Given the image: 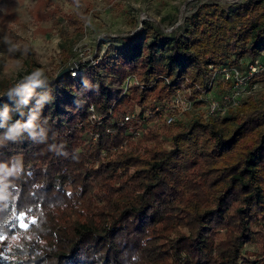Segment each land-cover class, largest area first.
<instances>
[{
    "label": "trees",
    "instance_id": "obj_1",
    "mask_svg": "<svg viewBox=\"0 0 264 264\" xmlns=\"http://www.w3.org/2000/svg\"><path fill=\"white\" fill-rule=\"evenodd\" d=\"M51 15L83 32L80 10ZM131 24L76 77L0 80V264H264V96L191 115L222 70L264 64V0Z\"/></svg>",
    "mask_w": 264,
    "mask_h": 264
},
{
    "label": "rangeland",
    "instance_id": "obj_2",
    "mask_svg": "<svg viewBox=\"0 0 264 264\" xmlns=\"http://www.w3.org/2000/svg\"><path fill=\"white\" fill-rule=\"evenodd\" d=\"M246 1L74 0L71 3L68 0H0V80L8 85L16 83L21 76L29 75L27 64L51 76L53 71L61 68L63 60L74 65V69L93 62L94 52L100 43L108 37L116 38L132 30L133 21L136 29L145 21L169 33L173 28L181 27L183 18L200 4L216 3L232 11ZM54 8L64 14L75 10L86 14L83 32L78 34L66 25L58 30L51 18ZM107 47L106 44L101 49ZM223 89L219 85L212 94L218 95ZM250 94L255 99L264 96V76L253 84ZM134 109L139 112L138 107ZM204 110L199 107L191 115L205 114ZM5 218L0 204V220ZM10 245L9 241L4 242L5 247ZM253 250V245L245 247L246 253Z\"/></svg>",
    "mask_w": 264,
    "mask_h": 264
},
{
    "label": "built area",
    "instance_id": "obj_3",
    "mask_svg": "<svg viewBox=\"0 0 264 264\" xmlns=\"http://www.w3.org/2000/svg\"><path fill=\"white\" fill-rule=\"evenodd\" d=\"M96 63L97 61L93 60V64ZM263 71L264 64L259 61H256L254 64L248 66V71L246 74L242 73L236 68L222 70L220 72V80L223 82H231L232 86L227 91L219 95L210 94L207 98H205L206 115L223 116L228 110L236 108L242 98H244L245 95L250 94L249 91L246 89V85L251 76ZM70 73L71 76L76 77L81 72L78 70V67H76L74 71ZM132 83V80H126V84L130 85ZM170 107L171 109L173 108L178 110L180 113L190 112L192 110V102L187 98L185 94H177L172 99ZM171 122L172 118L169 117L167 119V123L169 124Z\"/></svg>",
    "mask_w": 264,
    "mask_h": 264
},
{
    "label": "water",
    "instance_id": "obj_4",
    "mask_svg": "<svg viewBox=\"0 0 264 264\" xmlns=\"http://www.w3.org/2000/svg\"><path fill=\"white\" fill-rule=\"evenodd\" d=\"M74 69V65H69L67 66L65 69H63L60 74L58 75V77L63 76L64 74L70 73L71 71H73Z\"/></svg>",
    "mask_w": 264,
    "mask_h": 264
},
{
    "label": "snow or ice",
    "instance_id": "obj_5",
    "mask_svg": "<svg viewBox=\"0 0 264 264\" xmlns=\"http://www.w3.org/2000/svg\"><path fill=\"white\" fill-rule=\"evenodd\" d=\"M20 226H21V227H27V225H26V224H21Z\"/></svg>",
    "mask_w": 264,
    "mask_h": 264
},
{
    "label": "crops",
    "instance_id": "obj_6",
    "mask_svg": "<svg viewBox=\"0 0 264 264\" xmlns=\"http://www.w3.org/2000/svg\"><path fill=\"white\" fill-rule=\"evenodd\" d=\"M263 56H264V53H263Z\"/></svg>",
    "mask_w": 264,
    "mask_h": 264
},
{
    "label": "clouds",
    "instance_id": "obj_7",
    "mask_svg": "<svg viewBox=\"0 0 264 264\" xmlns=\"http://www.w3.org/2000/svg\"><path fill=\"white\" fill-rule=\"evenodd\" d=\"M0 198H2V197H0Z\"/></svg>",
    "mask_w": 264,
    "mask_h": 264
}]
</instances>
